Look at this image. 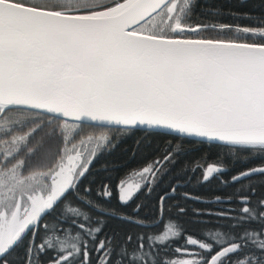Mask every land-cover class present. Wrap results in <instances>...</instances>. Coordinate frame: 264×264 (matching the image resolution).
<instances>
[{
    "label": "snow or ice",
    "instance_id": "1",
    "mask_svg": "<svg viewBox=\"0 0 264 264\" xmlns=\"http://www.w3.org/2000/svg\"><path fill=\"white\" fill-rule=\"evenodd\" d=\"M136 132L162 155L117 178L103 164L97 182L94 160ZM189 138L226 151L173 172ZM198 171L197 184L232 190L180 192ZM169 174L145 212L137 194ZM257 183L264 15L208 0H0V264H264ZM178 195L226 207L194 209L216 226L193 237L166 215Z\"/></svg>",
    "mask_w": 264,
    "mask_h": 264
},
{
    "label": "trees",
    "instance_id": "2",
    "mask_svg": "<svg viewBox=\"0 0 264 264\" xmlns=\"http://www.w3.org/2000/svg\"><path fill=\"white\" fill-rule=\"evenodd\" d=\"M208 2L213 6L222 8L224 11L231 9L232 11L236 12H248L253 16V18L264 15V0H243V2L242 0H208ZM222 19L224 22H230V18L228 17H223ZM241 23L249 24L250 21L245 20L241 21ZM96 134L99 135V133ZM137 141H141L139 148L137 147ZM160 143L161 141L153 140L151 138L144 140L142 132H136L135 135H129L125 137L110 153L101 156L97 160H94L92 168L97 182H99L100 179L105 175L103 172L96 171V169H99L101 165L107 164L110 168L116 167V171H114L112 175L114 178H117L130 169H138L142 167L143 164L147 163L148 159H154L157 156H161L162 152L156 151V146ZM222 151H226V149H222L217 143L209 145L206 142L198 143L196 139L189 138V142L183 144V152L178 158L176 164L174 166L169 165V167L172 168V171L174 172L182 165H190L192 161H198L201 167H203L205 163H214L216 161V157L220 155ZM133 152L136 153L135 156H133ZM205 155L207 156V161H200L199 158ZM260 163V160H252L243 167H252ZM240 167L241 165L237 164V166L233 168L232 172H230L228 175L234 174L240 169ZM132 177L136 178L139 176L133 175L129 178ZM197 177H201L200 171L193 175L192 183L187 187L180 189V192L187 191L192 193L194 196L211 199L214 195H223L225 192H230L232 190L231 188L222 189L215 181H212L211 183L197 184ZM169 179L170 174L164 176L161 180L160 187H158L156 191L153 192L152 196L147 199L145 198L144 192L137 194V202L142 201L149 205V207L144 210L145 212L150 211L152 206L156 203V196L158 194H162L161 189L167 185ZM253 179L254 181L258 182L261 178L254 177ZM254 186L258 188V195L260 192H264V187H260L258 183ZM113 203L115 204V201H113ZM167 204L170 206V208L169 211L166 212V215H171L174 220H177L183 225L186 233L192 235L193 237L199 236L201 229L213 228L216 226L215 217H210L207 215L197 216L193 211L194 209H217L219 207H226V205L205 204L195 200H184L180 195H178L175 199L169 200ZM177 204L186 209L184 214L177 215L178 209L175 207ZM115 225V221L110 222L109 228L115 227ZM187 258L194 259L195 257Z\"/></svg>",
    "mask_w": 264,
    "mask_h": 264
},
{
    "label": "rangeland",
    "instance_id": "3",
    "mask_svg": "<svg viewBox=\"0 0 264 264\" xmlns=\"http://www.w3.org/2000/svg\"><path fill=\"white\" fill-rule=\"evenodd\" d=\"M77 139H79V138H77ZM89 147H91V145H90ZM130 179H131L132 181H133V180H135V178H133V177H132V178H130ZM185 258H187V257H185Z\"/></svg>",
    "mask_w": 264,
    "mask_h": 264
},
{
    "label": "water",
    "instance_id": "4",
    "mask_svg": "<svg viewBox=\"0 0 264 264\" xmlns=\"http://www.w3.org/2000/svg\"><path fill=\"white\" fill-rule=\"evenodd\" d=\"M192 139H196L197 140L198 138H192Z\"/></svg>",
    "mask_w": 264,
    "mask_h": 264
}]
</instances>
